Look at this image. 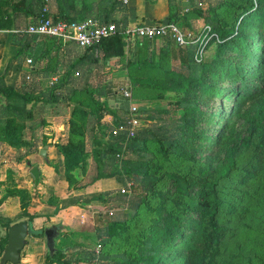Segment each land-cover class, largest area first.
Segmentation results:
<instances>
[{"label": "rangeland", "instance_id": "1", "mask_svg": "<svg viewBox=\"0 0 264 264\" xmlns=\"http://www.w3.org/2000/svg\"><path fill=\"white\" fill-rule=\"evenodd\" d=\"M15 1L20 5L14 6L12 0H0V16H7L10 20L8 26L0 28V58H6L3 69L5 72L10 67L15 73L10 86L15 88L20 96L25 94L20 93V84L23 82L24 89L33 87L30 90L32 94L51 89L60 98L46 102L38 99L32 104L22 103L19 97H13L8 102L10 107L7 110L0 108V153L5 154L2 156L5 159L3 161L8 164L15 163L11 165L12 168H16L18 163L17 165L25 170L40 164L41 156L36 153L35 134L46 131L49 124L47 120L58 115L57 119L62 123L63 131L62 127H57L58 135L52 144L47 142V136L43 135L40 147L48 143L56 146L61 152L60 147L65 149L68 143L71 146L74 142L80 155L71 169L64 171V177L74 187H82L85 190L91 189L96 179L104 178L105 181L102 190L93 187L91 191L94 192L92 197L97 196L104 201L103 205L92 208L94 214L91 216H88V208L84 207V221L74 225L80 234L79 238L74 240L65 233L57 242L56 247L66 251L61 264H105L118 257H124L125 253L130 252L135 233L145 228L148 218L153 216L151 209L157 199L156 193L159 190H169L172 197H179V192H173V183L168 176L190 177L196 175L197 166L219 162L226 142L219 140L217 143L200 145L201 140L197 142L193 137H189L180 153L170 154L162 149L158 140L151 139V134L159 140L163 134L169 135L170 132L165 131V128L174 123L179 114L178 110L173 109V102L184 98V94L171 90L162 91L159 88H141L133 85V80L149 77L168 79L169 84H172L175 77L170 75L171 72L182 76L191 73L178 60L169 58L163 51L166 48L165 40L123 39L121 56L98 59L93 63L82 62L69 68L68 66L76 63L77 58L84 56V49L75 45L61 47L58 42L28 35L24 30L29 23L41 16H73L79 20L93 18L112 21L117 26L123 25L122 18L125 17L128 25L141 21L174 20L173 22L183 30L198 34L206 25L205 19L212 20L214 15L227 18L228 0ZM249 23L252 29L247 31L248 37L242 42L240 49H237L235 44L222 51L220 56H215L214 39L207 48L204 47L200 57L194 58L195 63L210 62L219 58L224 60L219 62V68L213 78L208 80L209 84L213 82L215 86L222 87L230 83L234 86L237 85L234 78H242L236 74L228 77L226 67H231L237 58H242L241 53L249 47V42L252 40L254 43L264 32V18L250 20ZM27 58L31 60L30 63H26ZM257 60L255 55L250 64ZM200 73L201 70L196 69L192 74L195 77ZM123 86L129 87L133 102L137 106L146 107L144 111L136 112L135 131L144 132L146 135V141L138 140L133 143L136 149L129 147V137L125 136L124 131L113 135L119 134L123 137L122 140L115 141L116 143L111 142L112 139L108 137L114 124L124 121L128 116L126 103L120 95V88ZM159 94L160 97H157ZM191 96L192 94L190 99ZM263 96L264 90L240 111L242 116L232 123V130L242 131L246 126V118L253 110V102L259 101ZM217 102L218 100L214 99L208 103L210 105ZM219 102L218 111L226 112L230 99L223 102L221 97ZM20 105L23 107L21 112L15 110ZM149 115L151 117H147ZM113 117H116L115 122ZM199 125L209 130L215 127L213 123ZM75 128L78 135L73 141L70 131ZM217 129L215 128V131ZM29 138L33 140H28ZM100 151L105 152L102 159H99ZM235 161L234 169L220 183L219 196L223 203L225 202V207L230 204L233 210L228 214L223 205L218 214V222L226 226L227 231L221 241L216 264H264V150L260 154L259 162L251 159L243 150L239 151ZM143 163L147 165L145 175L131 171L133 167L139 169ZM251 170L252 173H247ZM56 171L57 180L63 182L62 171ZM27 180L30 183L31 177ZM121 188L123 193L120 192ZM138 200L141 204L138 210L134 211L131 204ZM76 201L81 200L77 197ZM94 217H100L101 220L96 222ZM121 218L124 220L123 227L116 233L109 234L106 243L101 246L103 240H100L97 234L102 232L105 222L108 224ZM25 240V245L28 244L31 249L35 248L33 245H36V242L30 244L28 236ZM40 241L38 245L42 248L41 258L36 264L46 263L44 237ZM97 245L96 251L94 248ZM37 250L39 251V247ZM83 251L92 252L90 261H87L88 255H82Z\"/></svg>", "mask_w": 264, "mask_h": 264}, {"label": "trees", "instance_id": "2", "mask_svg": "<svg viewBox=\"0 0 264 264\" xmlns=\"http://www.w3.org/2000/svg\"><path fill=\"white\" fill-rule=\"evenodd\" d=\"M12 1L14 6L20 5L18 1ZM227 6H229V10L226 13L227 18H218L214 15L212 20L205 19L206 25H209V33H213L216 36L215 56H220L222 51L229 49L235 44L238 46L237 49H240L242 42L248 37L247 31L252 29L249 23L250 20L264 18V0H228ZM52 19L79 20V18L73 16H59ZM167 21L173 22L174 20ZM9 23L10 20L7 16L2 18L0 16V28L8 26ZM122 24H126L125 17L122 18ZM215 40L214 37L209 38L204 47L207 48ZM164 43L166 48L163 51L168 54L169 58L178 60L191 73L188 76H182L171 72L170 75L175 77L172 84H169L168 79L158 80L149 77L133 80L132 84H136L141 88H159L162 91L171 90L184 94V98H179L173 102V109L178 110L179 114L174 123L165 128V131L170 132L169 135L165 136L163 134L159 140V138H155L151 134V139L158 140L162 145V149L170 154L180 153V149L188 141L189 137H193L197 142L201 140L202 144L200 145H204V143L213 144L222 140L226 142V146L223 148L219 162L197 166L196 175L182 178L169 175L168 178H171L173 183V192H179V197H172L169 190L167 192L159 190L156 193L157 199L152 204L153 209L151 211L153 216L148 218L145 228L135 233V241L131 246L130 252L125 253L124 257H118L105 264H216V259L219 256V247L227 231L226 226L220 224L217 220L218 214L225 204L219 196L220 183L234 169L235 158L240 150L247 152L249 157L256 162H259L260 154L264 150V96L259 101L253 102L255 103L253 110L246 118L244 122L246 126L242 131H234L231 128L232 123L242 116L240 111L246 105H249L253 99L260 96L264 90V32L258 36L254 43L252 40L249 42V47L245 48L241 53L242 58H237V61L231 67H226V75L228 77L233 74L242 76V78H234V81L237 82V85L234 86L228 83L220 87L215 86L213 82V85L208 83V80L213 78L219 68V62H224L221 58L210 62L201 61L195 63L194 50L196 44L179 47L168 40H165ZM122 44L123 39L119 33L102 38L98 43L85 47L84 56L77 58L76 63L68 64L70 65L68 67L70 68L82 62L93 63L98 59L121 56ZM255 55L258 60L250 64L251 59H254ZM196 69H200L201 73L193 77L192 73ZM20 87V93H25L21 96L17 94L15 88L4 82L3 73L0 74V108L7 110L10 107L8 102L13 97H19L23 101H21L22 103L31 102L32 104L38 99L46 102L60 98L51 89L36 92L35 95L34 92L33 94L30 92L33 87L29 90L24 89L23 82H21ZM191 94L192 99H190ZM157 97H160V94ZM221 97L223 102L230 99L226 112L218 111ZM214 99L215 101L218 100V102L209 105L208 102ZM102 105L105 107V103ZM145 109L146 107L137 106V112ZM15 110L21 112L23 107L20 105ZM25 115L26 117L29 116L27 112ZM115 120L116 117H113L114 122ZM200 123H213L215 127L211 130L208 128L203 129L201 125L198 126ZM215 128H218L217 131H215ZM77 135L76 128L70 131L72 140ZM108 137L112 139L111 142H117L123 138L119 134L113 136L110 132ZM72 140L70 141L72 142ZM138 140L146 141L144 132L136 131L129 138V147L136 149L133 143ZM72 143L71 146L68 143L65 149L60 147L64 156V168L66 171L71 169L76 158L80 155V151L74 146V142ZM115 145L117 146L118 144ZM110 147H112V150L114 149L113 146ZM104 156L105 152L100 151L99 159L104 158ZM146 168L147 165L143 163L139 169L133 167L131 171L145 175ZM247 173H252V170L247 171ZM140 204V200L132 203V209L137 211ZM21 207L23 206L21 205ZM223 209H227L225 212L228 214L233 210L230 204H226V207L224 205ZM20 214V216H25L27 221L32 220L34 217L26 214L23 208H21ZM123 214L124 212H122ZM97 219L98 221L101 220L100 217H97ZM9 223V220L3 223L5 232L0 237V252L6 242V230ZM123 223L124 220L122 218L114 219L112 223L108 224L105 222L102 232L97 234V237L103 240L101 246L106 243L109 234L112 235L123 227ZM27 234L32 235V232L28 231ZM38 234L42 236L43 231L41 230ZM56 246L53 241L52 249L46 250L45 258L47 264L62 263V249ZM84 254L88 255L86 258L87 261H90L93 255L92 252L83 251L82 255Z\"/></svg>", "mask_w": 264, "mask_h": 264}, {"label": "crops", "instance_id": "3", "mask_svg": "<svg viewBox=\"0 0 264 264\" xmlns=\"http://www.w3.org/2000/svg\"><path fill=\"white\" fill-rule=\"evenodd\" d=\"M60 45L61 47H68L74 44L66 43ZM5 63L6 58H0V74L3 73L4 82L10 85L13 83L12 81L15 73L10 67L4 72L3 68H5ZM57 116L58 115H54L51 120H47L49 124H47L46 131L35 134V139H37L35 142V144H37L36 153L39 156L41 155L38 153V150L45 146V156H41L40 164L35 165L39 172L36 184L33 183L32 177L29 174L30 168L25 170L22 166H18V163H16V168H12L11 165L15 163H5V161H3L5 159L2 157L5 154L0 153V237H2L5 232V227L3 225L4 221L9 220L10 225L11 223L25 220L27 224H29V231L32 232V235L27 234L30 238L29 243L36 242V245H33L35 246L34 249H31V247L29 248L28 244H24L16 264H36L41 258L42 248L38 244L41 242L40 239L44 236L38 233H40L41 230L43 231L45 227L56 226L58 228L57 234L53 239L55 245H57V242L65 233L74 240L78 239L80 234L75 229L74 225L79 221L81 223L84 221V207L88 208L86 209L89 212L88 216H91L94 214L92 208H99L104 203L100 197H92L94 196L92 195L94 192H91L93 187L102 190L101 187L105 182L104 178L96 179L92 184L93 187L89 190L82 189V187H74L69 183L68 179L64 177V156L58 151V148L48 143L40 147L43 135H46V141L52 144V142L55 143L58 135L56 133L57 127H62L61 131H63V125L59 123ZM56 122H58V124H56ZM28 140H33V138H29ZM54 158L55 160H53ZM25 163L27 164L28 162ZM57 169L62 171L61 176L63 182L57 180ZM27 176L31 177L30 183L27 180ZM77 197L80 198V202L76 201ZM21 205L23 207H21ZM21 208L24 209L26 214L34 216L32 220L27 221L25 216H20ZM97 215L99 216V214H96V216ZM95 221H98L97 217ZM44 246L46 248L45 240ZM37 247H39V251ZM23 251L25 252L23 253ZM62 252L63 254L66 253L64 248H62ZM42 263H44V259H42Z\"/></svg>", "mask_w": 264, "mask_h": 264}, {"label": "built area", "instance_id": "4", "mask_svg": "<svg viewBox=\"0 0 264 264\" xmlns=\"http://www.w3.org/2000/svg\"><path fill=\"white\" fill-rule=\"evenodd\" d=\"M125 2L126 0H119ZM25 33L35 37L53 39L60 44L71 43L84 49L94 45L100 39L106 38L114 33H119L122 39L134 38L144 40L162 39L172 42L175 46L184 47L196 44L194 58L201 56L202 50L211 37L216 39L213 33H209V26H204L198 34L183 30L175 22H145L141 21L132 25L117 26L112 21H99L93 18H84L78 21H66L63 19L53 20L51 17L41 16L29 23L25 28ZM29 58L26 63H30ZM28 78V76L26 77ZM120 95L126 103L128 116L124 121L114 124L110 130L112 135L124 131L126 137L131 138L137 127V105L133 102L132 94L128 86L120 88ZM120 192L124 190L121 188ZM98 245L94 248L97 251Z\"/></svg>", "mask_w": 264, "mask_h": 264}, {"label": "water", "instance_id": "5", "mask_svg": "<svg viewBox=\"0 0 264 264\" xmlns=\"http://www.w3.org/2000/svg\"><path fill=\"white\" fill-rule=\"evenodd\" d=\"M38 153L41 156H45V146L38 150ZM29 174L32 177L34 184L37 182L38 178V169L36 166H31L29 169ZM56 226H48L43 229V236L45 240V245L48 250H51L53 247V239L57 234ZM29 231L28 224L25 220H20L14 223H11L6 230V242L3 247L0 264H16L19 260V253L25 244V238Z\"/></svg>", "mask_w": 264, "mask_h": 264}]
</instances>
